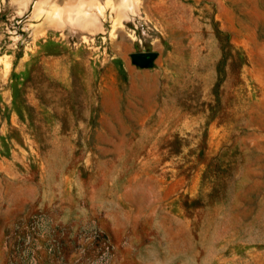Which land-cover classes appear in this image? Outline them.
I'll list each match as a JSON object with an SVG mask.
<instances>
[{
	"label": "rangeland",
	"instance_id": "obj_1",
	"mask_svg": "<svg viewBox=\"0 0 264 264\" xmlns=\"http://www.w3.org/2000/svg\"><path fill=\"white\" fill-rule=\"evenodd\" d=\"M0 264H264V0H0Z\"/></svg>",
	"mask_w": 264,
	"mask_h": 264
},
{
	"label": "water",
	"instance_id": "obj_2",
	"mask_svg": "<svg viewBox=\"0 0 264 264\" xmlns=\"http://www.w3.org/2000/svg\"><path fill=\"white\" fill-rule=\"evenodd\" d=\"M132 55L135 59L143 60L149 56L154 55V53L153 52H138V53H133Z\"/></svg>",
	"mask_w": 264,
	"mask_h": 264
}]
</instances>
